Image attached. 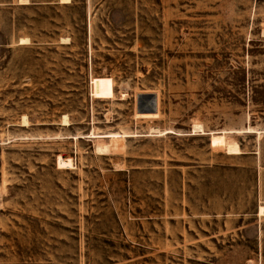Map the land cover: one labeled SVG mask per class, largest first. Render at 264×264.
<instances>
[{"label": "rangeland", "instance_id": "rangeland-1", "mask_svg": "<svg viewBox=\"0 0 264 264\" xmlns=\"http://www.w3.org/2000/svg\"><path fill=\"white\" fill-rule=\"evenodd\" d=\"M0 264H264V0H0Z\"/></svg>", "mask_w": 264, "mask_h": 264}, {"label": "bare ground", "instance_id": "bare-ground-1", "mask_svg": "<svg viewBox=\"0 0 264 264\" xmlns=\"http://www.w3.org/2000/svg\"><path fill=\"white\" fill-rule=\"evenodd\" d=\"M28 40L27 39H25V38H22V39H20V42L21 43H24V42H27ZM146 95H149V94H146ZM151 95H153V94H151ZM155 96V95H154ZM154 103H155V106H156V102H155V100H154ZM144 104H146L145 102H144ZM146 107H149L147 104H146ZM156 111H157V107H156ZM155 111V112H156ZM157 115H154V117H156ZM23 121H25V120H23ZM62 123L63 124H68L69 122H68V120L64 117L63 119H62ZM196 128H200V125H196ZM99 149L100 150H106V146H99ZM240 152V149H239V147H238V145L237 144H235V143H228V145H227V153L228 154H238ZM262 210H263V208H262ZM262 210H261V212H262Z\"/></svg>", "mask_w": 264, "mask_h": 264}, {"label": "water", "instance_id": "water-1", "mask_svg": "<svg viewBox=\"0 0 264 264\" xmlns=\"http://www.w3.org/2000/svg\"><path fill=\"white\" fill-rule=\"evenodd\" d=\"M139 99V112L145 113H153L156 111V106L154 103L155 96L154 95H140L138 96ZM149 102L151 105L149 107L144 106L143 104Z\"/></svg>", "mask_w": 264, "mask_h": 264}]
</instances>
